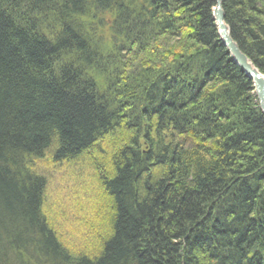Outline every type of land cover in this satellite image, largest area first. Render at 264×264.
Wrapping results in <instances>:
<instances>
[{
    "label": "trees",
    "instance_id": "16d2710c",
    "mask_svg": "<svg viewBox=\"0 0 264 264\" xmlns=\"http://www.w3.org/2000/svg\"><path fill=\"white\" fill-rule=\"evenodd\" d=\"M215 2L0 0V264H264V113ZM222 5L264 72V0Z\"/></svg>",
    "mask_w": 264,
    "mask_h": 264
},
{
    "label": "water",
    "instance_id": "95a60500",
    "mask_svg": "<svg viewBox=\"0 0 264 264\" xmlns=\"http://www.w3.org/2000/svg\"><path fill=\"white\" fill-rule=\"evenodd\" d=\"M213 16L218 28L221 40L229 50L234 60L241 66L245 73L252 79L259 106L264 113V72L256 67L249 57L240 49L231 34V29L225 20V12L222 0H216L213 8Z\"/></svg>",
    "mask_w": 264,
    "mask_h": 264
},
{
    "label": "rangeland",
    "instance_id": "374dc122",
    "mask_svg": "<svg viewBox=\"0 0 264 264\" xmlns=\"http://www.w3.org/2000/svg\"><path fill=\"white\" fill-rule=\"evenodd\" d=\"M57 178H60V176H57ZM55 181H53V183L50 187V193H49L50 194L49 195L50 196V202L60 204L59 201L67 196V194L69 193V189H63L62 190L57 185V183ZM62 184H64V182H62ZM66 204H68L67 201H66ZM80 204H82V203H80ZM51 210H52V213L54 214V211H55L54 204L51 206ZM56 222H57L56 223L57 230L60 232V235L62 236V238L68 242L70 247L77 248V246H78L79 248H81V245H84L83 244L84 238L82 237V230H75V228H70L69 227L70 225L63 223V221L61 219L60 220L57 219ZM66 233H69V235L68 234L66 235ZM83 234H84V231H83Z\"/></svg>",
    "mask_w": 264,
    "mask_h": 264
}]
</instances>
